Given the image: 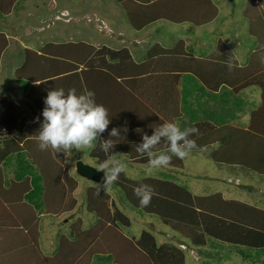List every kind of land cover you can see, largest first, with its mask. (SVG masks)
I'll return each mask as SVG.
<instances>
[{
    "label": "trees",
    "instance_id": "16d2710c",
    "mask_svg": "<svg viewBox=\"0 0 264 264\" xmlns=\"http://www.w3.org/2000/svg\"><path fill=\"white\" fill-rule=\"evenodd\" d=\"M118 5L135 31L159 21L200 27L218 15L212 0H153L148 3L123 0ZM242 16L255 45L242 74L236 72L237 76L227 70L235 67L237 62L221 40L211 54L201 58L194 56L183 38L172 47L155 42L138 61L127 47L115 49L101 45L94 49L85 66L106 71L115 78L133 77V93L140 103L163 123L183 121L179 125L182 131L199 123L215 127L233 123L243 107L235 94L248 87L260 86V102L249 108L247 129L264 139V71L259 72L256 66L259 54L264 50V0H246ZM2 47L3 43L0 52ZM61 47L58 52L62 55L64 45ZM23 52L24 64L17 74L22 78L18 79L21 84L14 94H19L28 107L23 101L14 99V94L0 92V264H184V242L196 248L216 247L245 259L264 258L263 208L224 198L220 192L194 194L167 179H132L124 171L112 188L122 194L131 209L153 216L160 225L177 234L182 243L159 241L145 230L138 237L125 236L120 229L131 226L129 217L111 201L104 189L98 194V186H89L85 193V210L93 215L94 222L86 228L83 219L77 217L68 224L66 233L55 234L57 240L51 255L44 253L40 241L41 218L59 219L63 214L72 213L77 204L74 193L78 181L65 168L68 152L39 149L37 133L41 124L30 118L28 110L32 107L35 117L42 120L48 90L63 88L67 92L76 89L82 93L85 88L78 72H73L72 76V72L65 74L68 66L58 63L53 68L49 66L48 74L57 75L54 78L39 82L24 79L28 71H37L33 64L44 58L35 61L39 57L35 52L29 49ZM54 60L58 62V59ZM100 104L107 108L110 124L88 151L90 165L100 170L115 150L125 164L138 165L148 164L149 152L153 156L170 154L168 140L160 149L138 152L140 145L135 141L136 146H131L128 142L135 122L122 121L113 109L112 101ZM143 114L140 113L141 118ZM113 129L117 130V136L110 134ZM108 140L113 141L115 147L105 152L102 145ZM184 166L183 159L173 156L168 167L184 169ZM9 167L12 175H9ZM239 168L242 175L251 171L242 165ZM142 184L153 190L147 207H142L134 194V189Z\"/></svg>",
    "mask_w": 264,
    "mask_h": 264
},
{
    "label": "rangeland",
    "instance_id": "374dc122",
    "mask_svg": "<svg viewBox=\"0 0 264 264\" xmlns=\"http://www.w3.org/2000/svg\"><path fill=\"white\" fill-rule=\"evenodd\" d=\"M37 1L45 3L46 7L42 8ZM68 1L57 0V6H64L66 4L70 9L68 3H63ZM71 1L70 3L74 2L73 0ZM91 1L76 0L77 3H73V10L78 9L80 12H83L84 8H96L99 12L103 13L99 15V13L93 14L91 11H88L89 14H85L82 18L72 17L71 20L66 21L67 15L63 17L59 12L54 13L51 19L48 18L49 6L47 3H50L48 0H12L11 3H6L7 0H0V31H3L5 36L6 34L9 35L7 39L4 35H0V44L3 43L2 51L0 52V92L11 93V90L12 92L17 91L18 86L21 84L19 82L21 80L18 79L22 78L18 77L17 74L19 72V64L23 60V50L26 47L33 48L41 42L52 41L53 36L56 38L53 40L56 41L67 40L69 36H72L74 39L86 36L88 41L99 44V41L105 37L116 38L117 35L113 33L114 30L122 29L123 34L129 37L147 36L149 38L146 41L147 43L141 45L144 51L155 42L161 43L166 47H172L179 38H183L187 46L194 53L196 52L198 56H204L205 52L213 50L216 47L217 43L215 44V41L217 39V42L219 40L222 42H225V40L232 42L234 50L235 47L244 44L243 47H246L248 51L253 47V42L249 43L253 39L246 30L247 22L242 16L246 0H212L218 8V15L211 22V26L208 27H195L188 24H172L159 21L139 32H135L127 23L123 10L118 3L110 0ZM52 9L57 10L58 8ZM2 10L6 13H10L12 10V13L6 16L2 14ZM51 12L54 11L51 10ZM60 33L64 35L59 37L57 34ZM232 36L236 39H232ZM95 38H97L96 41ZM240 41L242 43L239 44ZM237 53L239 58L242 59L243 52L237 51ZM72 74L74 73L72 72L71 76ZM83 87L85 88L84 85ZM16 95H13L14 98L17 97ZM28 112L30 113L29 110ZM32 117L35 118V116ZM244 118L245 116L241 120H244ZM244 121L248 123L249 117L245 118ZM182 123L183 121H180L178 125ZM227 143H229L227 140L220 143L216 142L213 147L208 146L202 151L191 152L183 159L184 169L166 167L148 172V164H125L117 151L111 153L107 164H110L114 160L123 162L125 164L124 172L126 176L132 179L141 177L167 179L185 186L194 194L208 195L221 192L224 198H233L264 208L263 175H259L253 171L246 172L249 175H242V170L237 167L240 165L236 163L215 162L212 159L211 152L217 146H222V144H224L223 153L231 156V149L229 146H226ZM89 150L90 148L80 150L69 149L65 158V168L78 181V186L74 193L77 204L73 212L63 214L59 219L41 218L42 236L40 241L44 253L48 255H51L55 247L57 240L55 234L66 233L68 224L73 222L74 219L81 217L86 228L94 222L93 215L85 210V193L89 186H98L99 184L79 176L75 171L77 160H81L86 164L90 163L88 158ZM8 170L9 175H12L11 167ZM229 177L231 181H228L227 178ZM104 190L110 195L111 201L131 221L129 228L121 227L120 229L125 236L138 237L140 232L145 230L152 233L159 241L170 240L175 245H179L182 242V239L177 234L160 225L153 216L141 214L131 209L126 204L122 194L113 189L111 185ZM51 243L53 244L52 246H50ZM184 245L185 248H182L185 254L184 264H262L257 261L259 259H245L235 253H228L224 250L220 251L216 247H213L215 249L211 246L196 248L190 246L187 242H184Z\"/></svg>",
    "mask_w": 264,
    "mask_h": 264
},
{
    "label": "crops",
    "instance_id": "0c3cea01",
    "mask_svg": "<svg viewBox=\"0 0 264 264\" xmlns=\"http://www.w3.org/2000/svg\"><path fill=\"white\" fill-rule=\"evenodd\" d=\"M11 1L12 0H7L6 3H11ZM48 1L50 2V3H47V5L49 6V12H48L49 19H51V16L56 12H59L61 16L63 17H66L67 15L65 19L66 21L71 20L72 17L82 18L85 16V14H89L88 11H91V13L93 14L99 13V15L103 13V12H99L96 8H92V9L84 8L83 12H80L78 9L74 11L73 3L74 2L77 3L76 0H73L74 1L73 3H70L72 2L71 0H69L68 2H63V3H68L70 6V9L67 7L66 4L64 6L63 5L57 6L58 5L57 0H48ZM110 1L119 3L123 0H110ZM134 1H137L140 3H148L153 0H134ZM37 3L40 6H42V8L46 7L45 3H39L38 1ZM86 3H90V2H86ZM52 8H58V9L54 10ZM51 10H53L54 12H51ZM11 13H12V10L10 13H6L4 12V10H2L3 15L7 16V15H10ZM105 13H109V12H105ZM82 20L85 21L84 19ZM204 26L206 27L211 26V22L203 25V27ZM246 30H247V25H246ZM135 32H139V31H135ZM113 33L117 35L116 38H113V37L106 38L105 37L104 39L99 41V44L96 42L88 41V39H86V36L82 38L80 37L79 39H74L72 38V36H69L68 39L64 41L63 40H60V41L53 40V39H56L55 36H53L52 41H47L45 43L41 42L33 48L26 47V49H29L35 52V54L39 56L37 57V59H35V61H37L38 58L40 57L44 59H42V61H37L33 64L35 68L37 67L36 72L33 73L32 71H28V73H26V75H24L23 77L24 79L29 80L31 82H39L41 80L54 78V76H57V75L48 74L50 67L53 68L56 65L55 63H58L60 66H63V67L68 66L67 67L68 69L66 68L67 70L65 69L64 73L66 74V73H69L70 71L78 72L80 79L85 86L86 91H92L95 93V99L98 104L100 103L107 104V100L112 101L113 105L115 106V108L113 109L118 112V117L122 118L121 119L122 121L124 122L129 121V123L135 122L136 125L132 127V130L129 133L128 142H129V145L131 146L142 145L143 137L145 135L152 136L156 132V130L162 127L165 123H163L162 121H159L160 118L156 119L155 117H153L152 112L145 105L140 103L138 98L134 95L133 89L135 85L134 84L135 79L133 77L115 78L106 71H101L98 69H93L91 67L85 66V61L94 52V49L96 50L101 45H105L108 47L113 46L112 48H115V49H118L120 47H127L131 50V54L135 61L142 59L143 54H144V48L141 45L147 43L146 41L147 39H149L147 36L129 37L123 34L122 29H116L114 30ZM4 34L5 33L3 31H0V35H4ZM57 35L61 37L64 34L60 33ZM7 36L9 38V35L6 34L5 36L6 39H7ZM231 38L236 39L234 36H232ZM252 39L253 41H249V43L253 42V47H251L249 51L246 47H243L245 44L239 47H235V50H234V48H232L233 46L232 42L228 40H225V42H223L233 53L234 58L237 62L235 67L227 68L228 72H230L232 75H236L237 74L236 72H241L242 74L243 69L246 66L247 61H248L247 58H249L250 54L254 51L255 40L254 38ZM96 40L97 38H95V41ZM217 40L215 41V44L217 43ZM240 43L242 42L240 41L239 44ZM62 45H64V51H61L63 53L61 55L60 52L58 51L62 50V47H61ZM58 46H60L59 50L57 49ZM48 47L49 49H47ZM213 50H210L209 52H205L204 56L211 54ZM237 51L243 52L242 59L239 58ZM194 56L197 58L202 57V56H198L196 52L194 53ZM54 59H58V62L55 61ZM23 62H24V52H23V60L22 62H20L19 68L24 64ZM256 62L257 64L256 63L255 64L258 68V71L259 72L264 71V67L262 64L264 63V50L262 51V53L259 54V57ZM258 66H262V68L260 69ZM42 67L44 68L42 69ZM17 92L16 91L12 92L11 90V94L17 93ZM18 95H16L17 97L14 99L20 102L23 101L22 103L25 104L26 106L28 103H26L24 100H20ZM235 97L240 98L243 104L242 112H240L236 122L224 124L220 127H217V126L215 127L214 125L212 126L209 123L193 124L191 127L193 126L196 127L197 125H202V126L200 127L198 134L190 133L187 139L195 140L196 144L198 145V148L194 150L193 152L202 151L208 146L213 147V145L216 142L219 143L220 141L227 140L229 141V143H227L226 146H229V148L231 149V156L225 155L223 153L224 144H222V146L221 145L220 147L217 146V148H214L213 151L211 152V157L215 162L228 164L230 163V161H232L233 163H237L240 166L242 165V167L244 166L248 167L249 169H251V171L264 176V139L251 133L247 129V122L244 121L245 118L249 117L248 111H249L250 106L256 105L260 102L261 88L260 86H253V87L245 88L239 91L237 94H235ZM31 109H29V111L31 112L29 113L30 118H34L32 116H36V115H35V112ZM140 113H144L143 118L140 117ZM244 116H245L244 120H241ZM155 119L158 121H156ZM141 128L143 129L141 130ZM124 131L127 132V129ZM230 133H233V135H231ZM132 137H135V138L132 140ZM166 141H167V138L165 139V137H161L158 144L153 145L151 148L160 149L167 145ZM134 142L136 145L134 144ZM178 143H182V142H178ZM116 151L117 150L113 152H116ZM246 175H249V174H246ZM227 179L228 181H231L230 177ZM252 205H255V204L252 203ZM257 261L264 264V258L259 259Z\"/></svg>",
    "mask_w": 264,
    "mask_h": 264
},
{
    "label": "clouds",
    "instance_id": "9594fccd",
    "mask_svg": "<svg viewBox=\"0 0 264 264\" xmlns=\"http://www.w3.org/2000/svg\"><path fill=\"white\" fill-rule=\"evenodd\" d=\"M44 104L45 107L41 112L43 119L34 118V122L41 124L37 133L38 147L41 151L50 148L56 153L61 151L67 153L69 149L92 148L95 139L104 133L110 124L107 108L97 103L95 93L92 91L78 93L76 89H70L65 92L63 88L48 90ZM190 133L198 134L199 129L193 126L182 131L177 123L168 122L152 136L145 135L143 144L137 148L141 153L158 144L161 137H166L170 142V154L153 156L151 152L148 153L147 171L166 168L170 165L173 156L184 159L197 149L196 141L187 139ZM110 134L117 136L118 132L113 129ZM114 147L111 140L105 141L102 145L105 152ZM124 170L125 164L119 160L101 165L100 171L106 174L98 185V194L117 181ZM134 194L139 198L140 205L147 207L151 202L153 190L150 186L142 184L134 189ZM183 248H185L184 244Z\"/></svg>",
    "mask_w": 264,
    "mask_h": 264
},
{
    "label": "water",
    "instance_id": "95a60500",
    "mask_svg": "<svg viewBox=\"0 0 264 264\" xmlns=\"http://www.w3.org/2000/svg\"><path fill=\"white\" fill-rule=\"evenodd\" d=\"M228 1H232V0H228ZM75 171L79 176L89 181H92L96 184H99L105 175L104 172H101L99 169L95 168L90 164H86L81 160L76 161Z\"/></svg>",
    "mask_w": 264,
    "mask_h": 264
}]
</instances>
